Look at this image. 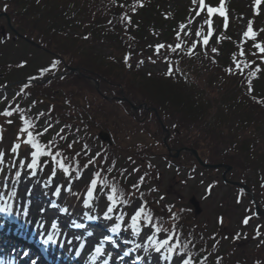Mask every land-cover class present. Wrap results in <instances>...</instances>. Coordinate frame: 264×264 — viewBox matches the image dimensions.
Here are the masks:
<instances>
[{"label":"trees","instance_id":"obj_1","mask_svg":"<svg viewBox=\"0 0 264 264\" xmlns=\"http://www.w3.org/2000/svg\"><path fill=\"white\" fill-rule=\"evenodd\" d=\"M0 2V11L8 14L19 34L39 43L40 53L47 50L48 63L37 67V72L31 67L36 55H25L15 63L7 60L8 46L24 39L3 16L6 38L1 28L0 86L9 95L0 102V113L13 115H0L12 121L6 126L14 127L17 136L24 119L35 126L30 129L34 135L43 133L37 139L54 154V158L40 157L47 171L66 174L57 160L64 161L72 175L93 165L100 173L99 190L111 193L116 187L117 203L140 194L145 210L162 224L158 217L169 208L158 203L153 209L148 194L152 181L145 174L152 159H164L184 174L223 170L202 167L189 151L177 157L168 152V147L173 152L188 147L198 150L205 162L231 165L230 176L236 173L250 185L264 209V53L254 47L264 45V30L256 31L255 40H241L232 22L225 28L216 16L214 33L202 45L180 27L189 21L186 8L167 10L164 0ZM161 44L164 48L157 52ZM177 44L181 47L173 52L169 46ZM244 61L250 66L241 63L240 74L236 63ZM53 62H58L54 68ZM160 63L165 72L153 69ZM70 67L80 72L69 73ZM257 67L261 71L250 76ZM56 70L64 74L53 78ZM12 76L14 84H10ZM37 76L49 79L44 84L33 82ZM133 105L142 106L134 111ZM154 108L170 131L166 139ZM101 131L109 134L111 142L100 137ZM20 135L15 143L31 149L24 143L27 135ZM129 139L132 144H125ZM114 156H123L122 166H117ZM170 207L174 213L176 207ZM181 234L177 251L192 254L195 264H224L212 249L190 242L189 231Z\"/></svg>","mask_w":264,"mask_h":264},{"label":"rangeland","instance_id":"obj_2","mask_svg":"<svg viewBox=\"0 0 264 264\" xmlns=\"http://www.w3.org/2000/svg\"><path fill=\"white\" fill-rule=\"evenodd\" d=\"M164 1L167 10L174 9L178 5L186 8L187 17L192 22L189 23L187 21L183 31L192 41H200L202 44V38L206 35V28H209L206 26L205 21L209 17L206 9L200 12L199 0H196V3H193V0ZM205 3L212 7H219L221 0H208V3L205 0ZM224 7L227 12V23L232 22L236 26V33H238L241 40L244 38V32L248 29L249 22L252 23V28L255 32L264 30V0H261L259 6L256 5L255 0H224ZM197 12H200L199 16ZM3 15L4 10L0 12V29L6 28V20ZM213 22L212 20V24ZM212 27L213 29L216 28ZM197 32L201 34L197 36ZM8 47L7 60L14 61V63L18 60L21 61L25 55H36L34 61L31 62L32 72H37V67L43 68L48 63L47 50L45 51L46 54L40 53V47L30 41L19 40ZM164 68L163 63L153 67L160 73L165 70ZM43 78L37 81L40 84H44ZM10 79H13L10 84H14L15 77L12 76ZM18 82L21 84L22 81L18 80ZM4 88L0 86V91H4ZM41 91L43 90H38L40 93ZM2 96H5L3 92L0 93V100ZM58 99H61V97L59 96ZM5 123L6 119L0 116V124L4 125ZM4 132L5 134L0 140V153H3L4 160L3 164H0V193L3 194L4 199H10L11 201L20 194H26L30 198L28 194L36 183L40 190L45 192L43 194L47 195V198L44 195L43 198L35 200L40 206L41 213H45L44 215L47 216L51 215L49 221L51 226L56 228H60L57 226L61 224H72L75 226V219L79 220L81 228L83 227L79 238L85 239L88 235H91L94 240H97L95 242V245H97V243H103L104 237L110 234L109 231L112 227L120 224V232L115 239V243L119 244V249L122 248L121 242L124 241L128 246L129 244L133 245L132 247L137 249L141 257H146L148 253L154 250L153 242L148 240L146 235L149 233L155 234L154 228L145 224L143 227L141 226L142 230L137 235L136 230L132 227L131 217L139 207L144 206V199L140 194L132 196L131 199L127 198L126 201L128 203H123L114 208V211L109 213L111 220L106 219L104 214L111 201L107 199L105 192H94L95 198L90 201V206L85 204V201L89 200L87 191L90 188V181L96 177L95 173L98 172L95 166L90 165L78 170L69 179H63L59 175H51L45 180L41 170L28 167L32 161L30 155L14 158L13 162H11L12 150L10 149L14 138V129L11 126H6ZM125 144L131 145L132 140L129 139ZM116 157L118 156H114V158ZM138 159L136 158V161ZM122 160L123 156H119L116 161L117 166H122ZM238 171L241 172L240 170ZM238 171L236 172L238 173ZM17 172L20 173L18 183L16 182ZM179 172L181 173L179 174ZM179 172L174 169L170 162L164 161V159H152L151 165H146L145 174L146 176L149 174L148 180L151 179L152 181V184L148 185V188H152L148 194L153 200V209H157L158 203L160 206L163 203L169 208L165 214L158 217L162 221V229H167L168 231H162L156 235L163 239L169 237L171 232L176 231V234H179L181 230H187L192 233L190 236L194 238L195 243L199 244L198 246L202 245L207 251L212 249L214 254H218L219 258L223 259L224 264H263L264 216L256 214L251 193L248 194L239 187H229V183L227 184L222 180L224 170H218L217 172L208 171L207 173L198 170L194 175L188 172L184 174L185 171L182 170H179ZM230 174H228V177L231 180L242 181L239 176L234 175L236 173L231 176ZM5 184L7 185L6 188L4 187ZM12 191H15L16 195L9 198V194ZM56 191H59V195L55 194ZM192 198L199 202V211L196 210L191 202ZM65 205L70 212L64 217L61 215V207H65ZM171 205L176 207L173 211L174 213H170ZM102 217L105 219L103 223H100L99 221H102ZM249 217L248 223L244 224V219ZM58 219H61V224L57 222ZM61 226L62 230L65 231L69 228ZM111 245L105 248L106 251H112L110 250ZM73 247L75 246L73 245L70 248L72 249ZM161 251L165 252L166 250ZM180 253H183V259L189 258L184 251H180L169 260H165L161 253H158L159 261H161V264H180ZM259 259L262 260L259 261ZM128 260L131 263L134 258L131 257ZM153 264L159 263L154 260Z\"/></svg>","mask_w":264,"mask_h":264},{"label":"snow or ice","instance_id":"obj_3","mask_svg":"<svg viewBox=\"0 0 264 264\" xmlns=\"http://www.w3.org/2000/svg\"><path fill=\"white\" fill-rule=\"evenodd\" d=\"M193 3H196V0H193ZM255 3L257 6H259V4L261 3V0H255ZM199 5H200V12H203L205 9L207 11V16L209 17V19H207L205 21V23L208 25L209 27V33H208V37H210L212 35V20L211 17L214 14H219L220 16L224 17L225 19V28H227V12L226 9L224 7V0H221V4L219 7H212L210 5H207L205 3V0H199ZM200 12H197V15H200ZM192 21L190 20L189 23H191ZM181 29H184L186 26L185 25H181L180 26ZM201 33L197 32L196 35L199 36ZM244 37L245 38H251L253 40L256 39L257 33L253 30L252 28V23L249 22L248 24V29L246 32H244ZM208 37H205L203 43L205 45H207L208 43ZM173 52H175L177 50V48L181 47V45L177 44L176 47H172L171 45L169 46ZM254 47L256 49H258L259 53H264V45L262 44H254ZM161 48H164V45H157L156 51L159 52V50ZM212 51H217V49H212ZM191 54V53H189ZM241 55H244L243 51L241 50ZM253 55H257V53H253ZM56 63L58 62H53L52 67L54 68L56 66ZM241 63L244 64V67H249L250 65L248 64V62L244 61V62H237L236 63V69L239 71L240 74H243L244 68L241 67ZM261 71V69L259 67L256 68V70L254 72H250L249 75L250 76H255L256 72ZM229 73H232V70L229 69ZM169 75H171V73H169ZM249 90L251 91V81H249ZM2 115L11 117L13 115L12 111H6L4 113H0ZM9 123H12L11 120L8 121ZM23 127L19 130V134L17 136V139L20 140L21 139V135L20 134H26L27 135V140L24 141V143L28 144L32 149H35V151L30 152V156L32 158L31 163L28 165L29 168L35 169L38 167V162H39V158L41 156H48V157H53L54 158V154L51 151H48L47 148L48 146L45 144H42L39 142V140L37 139L38 136L43 135V133L38 132L34 135L33 131H30V129H34V125L32 124L31 121L24 119L23 121ZM44 131H47V129H44ZM0 132H2V128H0ZM0 140H2V136H0ZM21 147L20 143H16L14 148H13V152H16L17 150H19ZM4 160H3V153H0V164H3ZM56 163L59 165V167L65 172L70 174V170L68 167H66L64 161L62 160H57ZM91 163V161H90ZM96 179H92L90 181V188L87 191V196L89 197V200L85 201L86 206H90V201L92 199H94V192L98 186V182H99V177H100V173L97 172L95 173ZM19 177H20V173L17 172V176H16V182H19ZM4 187L6 188L7 185L5 184ZM135 187V186H134ZM70 190V189H69ZM111 195H109L107 197V199L109 201H111V204L107 207L106 212H105V218L111 220V216L109 215V213H112L114 211V207L117 204V188L116 187H112L111 189ZM56 195H59V191H56L55 193ZM16 192L12 191L9 194V198L15 197ZM4 200L3 194L0 193V201ZM123 203H128L127 201H123ZM11 209V205L8 204L7 201H4L3 204H0V212H4V213H9ZM122 219V218H121ZM249 218L244 219L243 223L247 224L249 221ZM132 220V227L136 230V234L139 235L140 231L142 230V222L147 224L148 226H150L151 228H154V233H149L146 234L147 235V239L153 242V247L155 249L156 252L161 253L162 257L165 260H169L172 256L177 255V248L179 247V241H177V248L171 247V241H172V235H169L168 238H163L160 239L156 234L161 233L162 231L167 232V229H162L161 226H156L153 225L152 222V217L150 213H147L145 211L144 207H139L134 215L131 217ZM222 222V221H221ZM121 225L117 224L114 227H112L110 229V231L112 232H117L118 230H120ZM174 235V234H173ZM53 236L50 235L48 237V240H52ZM161 250H166L165 252H162ZM104 251L103 249V244L96 246L95 247V253L96 254H102ZM181 257L180 260V264H193L191 259H183V253L179 254ZM33 264H35V261L33 262Z\"/></svg>","mask_w":264,"mask_h":264},{"label":"bare ground","instance_id":"obj_4","mask_svg":"<svg viewBox=\"0 0 264 264\" xmlns=\"http://www.w3.org/2000/svg\"><path fill=\"white\" fill-rule=\"evenodd\" d=\"M43 190H40L39 186L37 184H34V189H32V194L34 195L31 198H28L26 194H20L19 196L15 197L13 201L10 203L11 209L10 212L13 214L16 221L12 224L11 232L8 235H2L0 238V246H1V253L5 256L14 257L18 260V251L17 247H23L22 250L27 247L28 245L31 248H39L41 246L37 245L35 241L39 235L43 233L48 227L49 224L45 222V217H40V206L38 205L37 200L43 198L44 195ZM45 193V192H44ZM42 194V195H41ZM40 195V196H39ZM44 219V220H43ZM104 217H102V221L104 222ZM24 223V227L22 229H18V227ZM22 232V233H21ZM33 232H35L33 235H31ZM32 237L33 242L28 239ZM79 239V236H75L69 244L68 248H61L62 250H66L65 255H62L60 259L55 258V256H59L60 254H52L51 258L52 261H48L47 264H88V263H96V260H100V262L105 261V264H118L121 261V258L119 254L114 255L112 260H109L107 256H93L92 254L95 252V248L93 247L95 244V241L93 239L89 240L86 239L87 242H83L86 244V247L84 248L85 251L83 253L79 254L77 258H72V256H69L72 254L76 249H71L73 245H75ZM82 243V242H80ZM80 245V244H79ZM80 247V246H79ZM94 250V251H93ZM50 251H48L49 253ZM90 253L88 257L86 256V253ZM51 253V252H50ZM69 254V255H66ZM159 261V254L155 251V249L148 253L144 259V262H140V264H153V261ZM141 261V260H140ZM16 263V262H15ZM10 264V263H7ZM46 264V263H45ZM139 264V263H138Z\"/></svg>","mask_w":264,"mask_h":264},{"label":"water","instance_id":"obj_5","mask_svg":"<svg viewBox=\"0 0 264 264\" xmlns=\"http://www.w3.org/2000/svg\"><path fill=\"white\" fill-rule=\"evenodd\" d=\"M9 23H10V21H9ZM10 25H11V23H10ZM3 32H4V31H3ZM31 43L34 44V45H36V46H39L38 44H35V42H33V41H31ZM73 70H77V69H73ZM156 114H157V116L159 117V115H158L157 112H156ZM162 127H163V130L166 129V127H165L163 121H162ZM101 135H102V138L105 139V140L109 138V136H108L107 134H105V133H102ZM186 149L189 150V151H191V153L195 156V158H197V160L200 162V164H201L202 166L206 167V168H207V167L217 168V167H221V166L226 167V170H227V171L224 173L223 178H224L226 181H228L227 178H226V176H227L228 171L231 170V166H228V165L226 166V165H223V164H220V163H217V164H209V163H207V164H206L204 161H202V159H201V157H200V155H199V153H198V150L188 149V148H186ZM176 152H177V154L179 155L180 150H178V151H176ZM230 182H231L232 184H235V185H238V186H239V185L242 186V187H243L244 189H246L248 192L251 191V189H250L247 185H244V184H242L241 182H236V181H230ZM191 202L194 203V205H195L196 208H197V211H199V207H200L199 202H197L195 198H192V201H191ZM256 209H257L259 215H261V214L264 215V210L260 209V208H259V205H258L257 203H256Z\"/></svg>","mask_w":264,"mask_h":264}]
</instances>
